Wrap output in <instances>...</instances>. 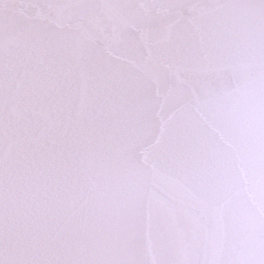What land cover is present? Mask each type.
I'll use <instances>...</instances> for the list:
<instances>
[{"label":"snow or ice","instance_id":"1","mask_svg":"<svg viewBox=\"0 0 264 264\" xmlns=\"http://www.w3.org/2000/svg\"><path fill=\"white\" fill-rule=\"evenodd\" d=\"M0 264H264V0H0Z\"/></svg>","mask_w":264,"mask_h":264}]
</instances>
